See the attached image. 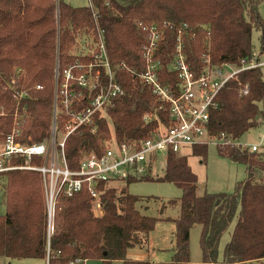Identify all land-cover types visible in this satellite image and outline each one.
<instances>
[{
  "label": "trees",
  "instance_id": "16d2710c",
  "mask_svg": "<svg viewBox=\"0 0 264 264\" xmlns=\"http://www.w3.org/2000/svg\"><path fill=\"white\" fill-rule=\"evenodd\" d=\"M263 0H92L72 6L64 0H0V146L9 135L22 145L48 142L54 120L63 138L75 115L86 113L91 100L108 84L107 68L98 65L102 37L121 93L96 111L65 140L72 170L92 153L102 154L112 141L141 144L168 123L170 106L141 74L146 47L155 39L158 77L171 90L180 83L173 68L181 47L190 69L200 75L212 65L242 66L255 55L254 30L264 50ZM88 47L84 51L80 43ZM92 48H94L92 50ZM262 53V52H261ZM262 67L234 75L217 96L208 136L218 142L220 156L245 166L246 176L232 193L200 192L188 156L169 152L159 176L154 154L149 171L117 184H97L103 213L87 188L58 198L55 229L48 239V201L42 174L29 168L0 173L5 214L0 215V259L3 263L34 260V264H151L130 259L129 250L149 245L159 218L142 213V197L131 194L136 180L157 179L182 190L170 264H194L190 234L201 225L203 264H264V145L255 152L237 145L242 136L264 124ZM72 78L65 88V73ZM99 71V74H98ZM83 77V83L80 82ZM95 84H97L96 87ZM71 93L69 104L63 103ZM147 117V119H146ZM62 138V139H63ZM208 144V143H207ZM207 144L192 147L206 157ZM43 159L13 155L8 166H38ZM233 226L220 250L223 235ZM49 247V250H48ZM79 261V262H77Z\"/></svg>",
  "mask_w": 264,
  "mask_h": 264
},
{
  "label": "built area",
  "instance_id": "2783aa9c",
  "mask_svg": "<svg viewBox=\"0 0 264 264\" xmlns=\"http://www.w3.org/2000/svg\"><path fill=\"white\" fill-rule=\"evenodd\" d=\"M92 7V0L89 5ZM156 36L146 47V70L141 74L153 87L154 92L166 100L170 106V120L168 123L159 122L153 134L141 144H119L112 141L107 150L102 154L92 153L85 157L79 168L72 170L64 151L65 140L80 124L89 121L91 116L98 110L106 108L111 101L121 93V87L114 81L113 69L109 61L104 41L101 37L99 46L98 65L107 68V88L91 100L90 107L86 113L75 115L72 125L63 139H57L56 120H54L51 135L48 142L33 145H22L15 140V136L9 135L0 146V173L15 168H29L39 171L43 176L48 201V239L55 229V216L58 198L61 194L73 196L75 193L87 188L96 201V208L100 214L103 213L98 200L97 184L109 182L116 185L126 181L130 177L141 178L145 176L150 167V158L154 154L165 156L169 152L181 153L185 147H193L216 141L208 136V124L211 111L217 106V96L225 84L237 73L261 67L264 62L255 56L251 61H246L242 66L224 64L222 66L207 65L200 75L193 72L186 62L185 55L178 47L179 54L173 63V68L178 71L180 83L174 90L164 87L158 77V64L154 60L153 51ZM225 67H235L226 74ZM99 74V71H98ZM65 88L73 77L71 72L65 73ZM80 82L83 83V77ZM95 84L94 87H96ZM71 93H65L63 103L69 104ZM147 119V117H146ZM241 143H237L239 145ZM244 145V144H242ZM264 145V136L258 143L247 146L251 152L260 150ZM13 155L24 156L27 159L38 156L43 159V164L38 166H8L7 161ZM49 250V247H48ZM79 262V261H77ZM49 264V256L46 259Z\"/></svg>",
  "mask_w": 264,
  "mask_h": 264
},
{
  "label": "rangeland",
  "instance_id": "374dc122",
  "mask_svg": "<svg viewBox=\"0 0 264 264\" xmlns=\"http://www.w3.org/2000/svg\"><path fill=\"white\" fill-rule=\"evenodd\" d=\"M72 6H88L89 0H64ZM260 14L264 19V0L260 4ZM261 32L254 30L253 41L255 44V55L264 62V50L260 44ZM80 47L84 51H88V47L81 42ZM94 48H92L93 50ZM262 52V53H261ZM264 78V65L261 66ZM235 67H225L226 74L234 70ZM66 81V76H65ZM264 110V102L262 103ZM264 136V124L259 128L250 130L239 140V143L249 145L261 141ZM63 135L60 131L57 132V139H62ZM217 141H210L207 144V155L202 157L194 155L192 147H185L182 154L188 156L189 164L193 172L198 177V184L200 192L232 193L238 181H241L246 176L245 166L230 161L228 158L222 157L218 153ZM156 172L162 176L165 172V157H161L159 163L156 165ZM1 181V179H0ZM1 184V183H0ZM122 187L118 183L117 188ZM128 191L131 194L141 196L142 199L138 204L139 210L144 214H149L159 218L154 231L151 233V239L148 248H136L129 250L127 257L137 256L135 258H144L146 254H152L155 260L154 264H167L172 259L173 246L175 245V223L170 219L177 218L180 214V204H170V200L179 199L182 196V190L173 183L159 181L157 179L151 180H136L128 185ZM0 188V215L5 214L6 208L3 203V195ZM234 224L223 235L221 239L220 250L223 254L225 244L230 240L233 232ZM201 225L196 224L190 234V248L191 260L194 264H203L202 252L200 247ZM146 248L149 250H146ZM34 260L15 261L12 264H34ZM0 263L3 260L0 259ZM43 264V262H42ZM86 264H103L102 261L90 260ZM119 264V263H115Z\"/></svg>",
  "mask_w": 264,
  "mask_h": 264
},
{
  "label": "crops",
  "instance_id": "0c3cea01",
  "mask_svg": "<svg viewBox=\"0 0 264 264\" xmlns=\"http://www.w3.org/2000/svg\"><path fill=\"white\" fill-rule=\"evenodd\" d=\"M150 239H151V235H150ZM149 243H150V240H149ZM149 246V245H148ZM136 248H138V249H143L144 250V248H139V247H136ZM136 248H133V249H131V250H135ZM148 248V247H147ZM146 248V250H148ZM147 253H149V250H148V252ZM174 254V246H173V252H172V255ZM135 257H137V256H133V257H130V259H147V260H149L150 262H151V264H154L155 263V260H153L154 259V257L155 256H153L152 254H146V256L144 257V258H135ZM172 257V256H171ZM171 260V259H170ZM171 263V261L170 262H168L167 264H170ZM157 264H159V263H157Z\"/></svg>",
  "mask_w": 264,
  "mask_h": 264
}]
</instances>
